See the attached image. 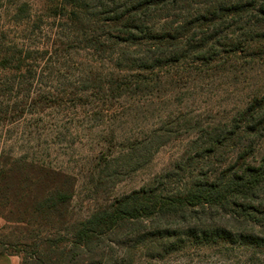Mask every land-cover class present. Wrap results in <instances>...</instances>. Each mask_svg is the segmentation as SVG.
Listing matches in <instances>:
<instances>
[{
  "label": "trees",
  "instance_id": "16d2710c",
  "mask_svg": "<svg viewBox=\"0 0 264 264\" xmlns=\"http://www.w3.org/2000/svg\"><path fill=\"white\" fill-rule=\"evenodd\" d=\"M62 1L69 6L61 22L66 28L48 55L69 62L85 52L115 72L82 66L68 84L62 78L66 88L29 97L28 112L95 110L89 119L106 114L119 123L123 131L111 130L103 139L116 144L117 175L139 168L182 136L193 137L183 151L187 164L195 150L200 165L181 174L170 190L164 189L169 174L161 175L153 187L124 194L80 219L67 211L72 194L56 182L49 205L39 203L51 216L39 224L58 232L47 240L51 256L35 251L24 263L153 264L177 252L198 259L204 249L225 257L236 250L235 264H264V0ZM25 7L19 2L13 21H31L29 9L22 15ZM45 18L37 16V30ZM257 73L261 83H255ZM13 85L1 87L0 96L16 98ZM217 87L247 93L228 112L202 118L205 107L195 106ZM172 105L181 112L166 113ZM7 108L0 101L1 116ZM153 116L157 122L146 125ZM134 121L145 125L123 126Z\"/></svg>",
  "mask_w": 264,
  "mask_h": 264
},
{
  "label": "rangeland",
  "instance_id": "374dc122",
  "mask_svg": "<svg viewBox=\"0 0 264 264\" xmlns=\"http://www.w3.org/2000/svg\"><path fill=\"white\" fill-rule=\"evenodd\" d=\"M19 2L26 4L22 15L28 9L31 11L32 22L13 21V15L19 17ZM68 12L69 6L62 0H0V89L14 81L16 91V98L0 96V101L8 107L4 116L0 115V253L19 257V264H25L24 259L30 253L34 256L35 251L49 255L47 240L54 239L58 232L48 223L46 226L39 224L41 219L51 218L49 213L41 212L39 203L49 205L47 198L56 182L64 184L72 194L67 211L75 214L66 212V216L80 219L124 194L153 187L158 176L169 174L164 182V189H168L172 182L181 180V174L188 175L200 165V153L195 150L190 152L192 165L187 164L183 151L193 137L182 136L158 148L139 168L119 171L121 174L117 175L113 162L120 155L115 153L116 144H108L103 139L110 136L111 130L123 131L119 123L109 121L106 114L96 120L89 119L95 110L82 112L76 108L61 112L48 107L43 112H28L33 102L29 97L54 94L66 88V83L78 77L83 68L115 72L107 63L85 52L74 55L69 62L58 60L54 53L48 55L59 41L57 33L63 31L65 26L61 22ZM38 15L46 17L39 30L34 26ZM62 78L67 81L65 85ZM262 81L257 73L255 83ZM240 90V87L232 88L226 93L224 87H217L211 91L213 97L206 96L195 107L199 110L205 107V112H199L202 118L220 116L222 110L228 112L244 98L247 92ZM25 99L27 104L24 105ZM17 101L19 106L15 110ZM169 110L181 112V107L172 105L166 113ZM159 114L165 113L160 111ZM155 117L145 121L146 125L156 123ZM132 124L134 126L130 123L123 126L137 129L145 125L140 121ZM105 163L111 167L106 168ZM235 253L229 252V257H225L203 249L196 259L177 252L153 264H181L186 257L193 259L192 264H235L232 258L236 257Z\"/></svg>",
  "mask_w": 264,
  "mask_h": 264
},
{
  "label": "crops",
  "instance_id": "0c3cea01",
  "mask_svg": "<svg viewBox=\"0 0 264 264\" xmlns=\"http://www.w3.org/2000/svg\"><path fill=\"white\" fill-rule=\"evenodd\" d=\"M0 264H19V257L0 253Z\"/></svg>",
  "mask_w": 264,
  "mask_h": 264
}]
</instances>
